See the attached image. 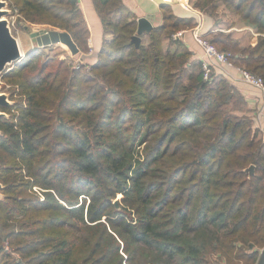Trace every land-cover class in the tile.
<instances>
[{"label": "trees", "instance_id": "obj_1", "mask_svg": "<svg viewBox=\"0 0 264 264\" xmlns=\"http://www.w3.org/2000/svg\"><path fill=\"white\" fill-rule=\"evenodd\" d=\"M94 2L105 40L88 70L33 50L0 76L14 100L0 107V264H257L264 135L240 90L205 80L175 36L198 19L164 5L137 46V15ZM8 3L18 25L66 30L89 51L78 0ZM190 4L213 18L210 40L264 78V36L226 30L264 33V0Z\"/></svg>", "mask_w": 264, "mask_h": 264}, {"label": "crops", "instance_id": "obj_2", "mask_svg": "<svg viewBox=\"0 0 264 264\" xmlns=\"http://www.w3.org/2000/svg\"><path fill=\"white\" fill-rule=\"evenodd\" d=\"M124 4L132 10L136 15L137 19L142 16L151 15L153 16L154 26L161 24L163 22L162 18V6L158 0H122ZM79 6L82 10L86 23L89 27V51H80L78 54L81 64L90 65V63L96 62L98 59L99 51L105 40L104 24L100 18L99 12L96 8V3L94 0H78ZM173 9L175 14L181 17L194 16L198 19L197 25L191 28L181 29L183 32L177 37L189 48L193 54V61H200L205 57L204 50L202 46L197 41L194 36V30L198 26L200 27L203 35H206L209 39L212 38V33L218 29H214V21L212 17L203 14L201 11L195 9L191 4L190 0L186 2L173 3ZM227 31H232L233 33H241V31H247L251 34L249 37V43L256 45L259 41L260 36H264V33L255 32L249 26L234 27L231 29H226ZM214 71L217 74L225 75L232 84L240 90L246 100V112L252 117L253 125L257 127L254 116L259 107L260 99L263 92L256 88L254 85L241 79V74L236 68L227 66L225 64L214 65Z\"/></svg>", "mask_w": 264, "mask_h": 264}, {"label": "water", "instance_id": "obj_3", "mask_svg": "<svg viewBox=\"0 0 264 264\" xmlns=\"http://www.w3.org/2000/svg\"><path fill=\"white\" fill-rule=\"evenodd\" d=\"M186 1L189 0H158L161 6ZM9 14L8 1L0 0V76L7 70L8 65L18 62L24 56L20 39L12 31L11 22L8 17ZM153 21L154 19L151 15L138 18L137 32L132 36L137 46L141 43V35L144 32H149L154 27ZM31 36L36 39L38 46L46 47L63 43L70 48L72 54H79L81 51L72 35L66 30L44 28L32 32ZM13 103L10 94L2 90V86L0 85V107L11 106ZM1 116H8V113L0 109ZM255 168V165L252 164L245 170L250 174H254ZM3 187L4 185L0 182V197H2L1 190ZM260 251L261 255L257 264H264V248Z\"/></svg>", "mask_w": 264, "mask_h": 264}, {"label": "built area", "instance_id": "obj_4", "mask_svg": "<svg viewBox=\"0 0 264 264\" xmlns=\"http://www.w3.org/2000/svg\"><path fill=\"white\" fill-rule=\"evenodd\" d=\"M182 32V30L177 31L175 36L181 35ZM194 36L204 50L205 57L202 59V68L205 80L213 78V73L215 72L214 65L222 66L225 64L236 68L241 74V79L254 85L263 92L254 119L257 128H259L264 135V78L251 70L235 64L234 60L231 58V53L220 50L206 35H203L200 27L197 26L195 28Z\"/></svg>", "mask_w": 264, "mask_h": 264}, {"label": "rangeland", "instance_id": "obj_5", "mask_svg": "<svg viewBox=\"0 0 264 264\" xmlns=\"http://www.w3.org/2000/svg\"><path fill=\"white\" fill-rule=\"evenodd\" d=\"M8 8L10 9V14L8 15V17L11 22L12 31L20 39V43L22 46L24 56L29 51L38 50L37 52L39 53V58L41 61L47 58H53L54 60L64 59V60L71 62L70 63L71 65L69 64V66L76 67V66L81 65V61L78 57L79 55L72 54L70 48L63 43L50 45L46 47L38 46L36 39L31 36V33L34 31L40 30V29L47 28L46 25L44 26L41 24H33V23H28L26 21H21L20 25H18L16 22L17 15L13 14V10L11 7H9V3H8ZM52 28H55V27H52ZM55 29H59V28H55ZM37 46L39 47L38 49H36ZM13 64L8 65V68H10ZM89 68H90V65L89 66L87 65L85 70H88ZM0 85L2 86V90H4L3 85H5V81L0 80ZM7 93H10V92L8 91ZM40 194L41 193H39L38 195ZM235 261H236L235 264H256V262L253 263L252 260H250L248 257H246L245 259L244 258L240 259V260L237 259Z\"/></svg>", "mask_w": 264, "mask_h": 264}]
</instances>
